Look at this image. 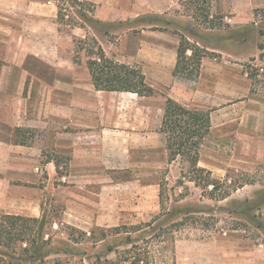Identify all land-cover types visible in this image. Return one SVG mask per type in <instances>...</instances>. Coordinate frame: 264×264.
<instances>
[{
  "label": "crops",
  "instance_id": "0c3cea01",
  "mask_svg": "<svg viewBox=\"0 0 264 264\" xmlns=\"http://www.w3.org/2000/svg\"><path fill=\"white\" fill-rule=\"evenodd\" d=\"M87 1L95 4L101 22L128 23L108 30L105 39L97 37L106 53L138 64L150 86L173 81L175 90L179 34L151 19L139 28L132 23L170 16L182 0ZM223 2L236 18L242 10L251 15L253 7L264 8V0ZM212 6L216 10V0ZM88 34L60 23L55 0H0V210L5 213L40 217L41 193H118L122 180L141 182L140 170L124 177L135 168L155 172V154L166 149L161 126L166 100H176L173 92L162 97L97 89L87 62L75 57L76 41ZM163 71L169 82L162 81ZM151 75L155 81H149ZM175 249V264H264V244L235 233L180 239Z\"/></svg>",
  "mask_w": 264,
  "mask_h": 264
},
{
  "label": "rangeland",
  "instance_id": "374dc122",
  "mask_svg": "<svg viewBox=\"0 0 264 264\" xmlns=\"http://www.w3.org/2000/svg\"><path fill=\"white\" fill-rule=\"evenodd\" d=\"M80 1L87 2L86 11L94 22L81 17V6L74 0L56 1L65 14L60 23L86 28L89 33L76 41V59L88 64L90 59H98V49L102 47L114 63L143 72L138 64L122 63L109 56L97 38L105 39L108 30L114 26L125 29L128 23L101 22L94 16L95 4ZM209 12L210 16L206 17L200 5L182 0L170 16L140 17L132 24L139 28L148 24L149 19L155 20L158 28L171 29L179 34L180 40L182 36L187 38L191 48L198 47L205 52L198 73L176 74L174 70L179 75L174 78L178 83L175 90L173 81L151 87L154 94L162 97L173 92L172 96L189 109L209 111L212 124L200 147L198 165L211 172L215 183L218 182L216 189L209 192L216 184L204 188L206 178H202L200 185L196 183L187 158L178 156L169 164L164 145L155 154V172L152 168L151 171L146 167L135 168L133 175L124 177L134 176L140 170L141 182L122 180L118 193H41L42 211L55 220L51 230L57 238L64 239L67 235L66 230L59 228V221L89 232L95 225L111 228L155 220V228L152 225L144 233H133L139 237L138 245L149 250L150 264H175V245L180 239L202 240L229 232L264 244V205L261 210L253 209L256 215L253 222L240 214L238 208L245 200L264 193V8L253 7L251 15L242 10L243 18L241 15L236 18L223 0H216V10L210 6ZM191 53L189 50L188 55ZM163 75L167 78L162 81L169 82L168 71H163ZM150 78L149 81H155L154 76ZM148 178L154 181L148 182ZM161 192L164 193L163 203ZM162 213L165 214L162 216ZM101 245L94 247L90 241L79 246L92 254L100 250ZM190 247L186 246L185 250ZM53 257L49 260L51 264ZM117 257L116 253L109 256L111 259ZM60 260L66 264L68 258L61 256ZM68 262L77 264L79 259L70 258ZM82 264H92V260Z\"/></svg>",
  "mask_w": 264,
  "mask_h": 264
},
{
  "label": "trees",
  "instance_id": "16d2710c",
  "mask_svg": "<svg viewBox=\"0 0 264 264\" xmlns=\"http://www.w3.org/2000/svg\"><path fill=\"white\" fill-rule=\"evenodd\" d=\"M74 1L81 6V17L86 21L94 22L95 19L90 17L86 11L87 2ZM189 1L200 5L206 17L210 16L211 0ZM64 17L62 7L58 4V20L63 23ZM189 50L192 51L191 55H188ZM204 56L205 52L202 49L191 48L188 39L182 36L175 73H186V75H191L193 72L198 73ZM88 66L97 89L131 91L144 96L155 93L154 89L146 83V77L142 71L125 64L114 63L106 56L102 47L98 49V59H90ZM210 128L209 111L189 109L172 98L166 100L161 132L166 137L169 162L171 163L178 156L187 158L191 171L195 174L196 183L200 185L202 178H206L204 188L207 189L211 184H216L213 189L209 190L212 193L218 186V182L215 183L210 171L198 165L200 147L210 132ZM223 197L227 198L226 195ZM160 198L163 203L165 201L163 192L160 193ZM263 205L264 193H260L255 199H247L239 204L238 208L240 214L253 222L256 218L253 209L261 210ZM179 210L182 212V208ZM164 214L162 213V216ZM54 221L44 211L40 217H30L8 214L0 210V264H47L53 256L55 259L52 264H64L60 260L61 256L68 258L66 264H70L68 262L70 258H78L79 263L77 264H82L84 261L91 262V260L92 264L152 263L149 250L138 245L139 237H135L133 233H144L146 228L152 225V228H155V220L132 226L122 224L111 228L95 225L89 232L59 221V228L66 230L67 235L64 239L57 238L51 230ZM90 241L93 242L94 247L102 244L100 250H95L90 254L87 249L79 246L82 242ZM120 247L123 249L121 250ZM112 253L118 254V257L109 258Z\"/></svg>",
  "mask_w": 264,
  "mask_h": 264
}]
</instances>
